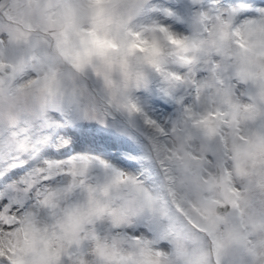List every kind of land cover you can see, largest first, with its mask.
<instances>
[{
	"label": "snow or ice",
	"instance_id": "snow-or-ice-1",
	"mask_svg": "<svg viewBox=\"0 0 264 264\" xmlns=\"http://www.w3.org/2000/svg\"><path fill=\"white\" fill-rule=\"evenodd\" d=\"M0 264H264V0H0Z\"/></svg>",
	"mask_w": 264,
	"mask_h": 264
}]
</instances>
